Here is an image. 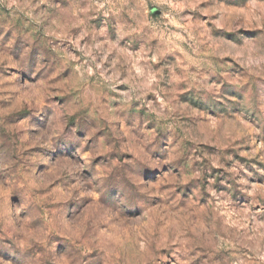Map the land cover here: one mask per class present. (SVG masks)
<instances>
[{"label":"rangeland","instance_id":"obj_1","mask_svg":"<svg viewBox=\"0 0 264 264\" xmlns=\"http://www.w3.org/2000/svg\"><path fill=\"white\" fill-rule=\"evenodd\" d=\"M0 264H264V0H0Z\"/></svg>","mask_w":264,"mask_h":264}]
</instances>
